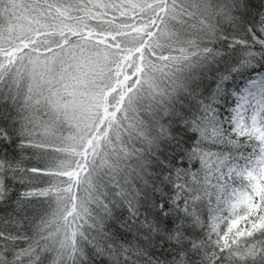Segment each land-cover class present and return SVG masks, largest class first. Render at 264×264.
Returning a JSON list of instances; mask_svg holds the SVG:
<instances>
[{"label":"snow or ice","instance_id":"snow-or-ice-1","mask_svg":"<svg viewBox=\"0 0 264 264\" xmlns=\"http://www.w3.org/2000/svg\"><path fill=\"white\" fill-rule=\"evenodd\" d=\"M0 264H264V0H0Z\"/></svg>","mask_w":264,"mask_h":264}]
</instances>
